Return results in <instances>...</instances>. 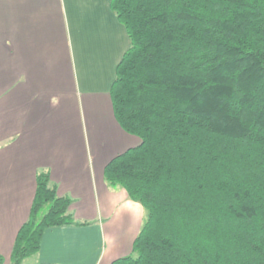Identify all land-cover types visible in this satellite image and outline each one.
Segmentation results:
<instances>
[{
    "label": "trees",
    "instance_id": "trees-1",
    "mask_svg": "<svg viewBox=\"0 0 264 264\" xmlns=\"http://www.w3.org/2000/svg\"><path fill=\"white\" fill-rule=\"evenodd\" d=\"M110 8L129 38L112 109L140 142L103 176L144 218L131 252L109 264H264V0H110ZM69 204L39 172L11 264L38 251L46 228L79 223Z\"/></svg>",
    "mask_w": 264,
    "mask_h": 264
},
{
    "label": "crops",
    "instance_id": "crops-1",
    "mask_svg": "<svg viewBox=\"0 0 264 264\" xmlns=\"http://www.w3.org/2000/svg\"><path fill=\"white\" fill-rule=\"evenodd\" d=\"M129 46L110 0H0V255L11 263L36 176L79 223L46 228L24 264H109L144 209L103 176L140 138L116 121L110 87Z\"/></svg>",
    "mask_w": 264,
    "mask_h": 264
},
{
    "label": "rangeland",
    "instance_id": "rangeland-1",
    "mask_svg": "<svg viewBox=\"0 0 264 264\" xmlns=\"http://www.w3.org/2000/svg\"><path fill=\"white\" fill-rule=\"evenodd\" d=\"M143 218H144V216H143ZM142 218V219H143ZM131 252V246L129 247V248H127V249H125V250H122L121 252H120V254H117V257H120V256H124V255H127V254H129ZM29 257V256H28ZM4 264H11L10 262L9 263H4Z\"/></svg>",
    "mask_w": 264,
    "mask_h": 264
}]
</instances>
